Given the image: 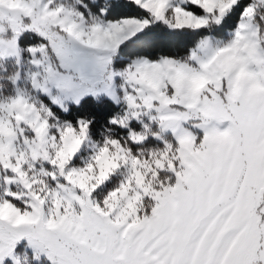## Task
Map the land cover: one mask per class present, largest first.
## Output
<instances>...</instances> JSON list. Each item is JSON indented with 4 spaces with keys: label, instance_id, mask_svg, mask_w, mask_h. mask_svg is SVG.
Here are the masks:
<instances>
[{
    "label": "snow or ice",
    "instance_id": "obj_1",
    "mask_svg": "<svg viewBox=\"0 0 264 264\" xmlns=\"http://www.w3.org/2000/svg\"><path fill=\"white\" fill-rule=\"evenodd\" d=\"M0 264H264V0H0Z\"/></svg>",
    "mask_w": 264,
    "mask_h": 264
}]
</instances>
